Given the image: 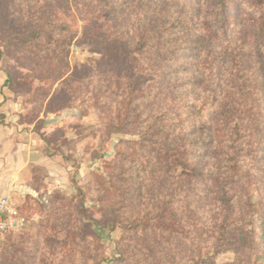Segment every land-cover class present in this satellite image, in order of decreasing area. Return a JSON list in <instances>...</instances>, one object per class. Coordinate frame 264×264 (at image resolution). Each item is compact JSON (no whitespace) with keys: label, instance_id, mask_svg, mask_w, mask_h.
<instances>
[{"label":"trees","instance_id":"trees-1","mask_svg":"<svg viewBox=\"0 0 264 264\" xmlns=\"http://www.w3.org/2000/svg\"><path fill=\"white\" fill-rule=\"evenodd\" d=\"M75 20L85 21L81 32ZM76 36L104 49L75 78L84 84L91 68L98 76L87 99L105 111L107 137L138 138L116 144L77 200L26 196L42 217L36 231H9L0 264L43 263L46 248L52 264L56 255L102 264L94 221L122 230L121 264H218L229 251L222 264H264V0H0V41L28 56L50 90L59 83L53 96L68 103ZM4 86L14 90L8 70ZM201 153L216 165L196 161ZM40 181L37 192L47 188ZM254 184L258 201L245 197ZM92 189L102 220L86 206ZM56 207L70 214L45 221ZM44 222L53 232L46 239Z\"/></svg>","mask_w":264,"mask_h":264},{"label":"rangeland","instance_id":"rangeland-1","mask_svg":"<svg viewBox=\"0 0 264 264\" xmlns=\"http://www.w3.org/2000/svg\"><path fill=\"white\" fill-rule=\"evenodd\" d=\"M72 22H75V29L79 27L78 32H81L85 21L75 20ZM77 38V36L74 37L72 41V47L68 56L70 71L66 75L74 76L71 87L73 103L65 102L63 93L54 97L53 93L59 83H56L50 90L51 86L48 85V82L41 81L35 76L36 70L32 69L28 56L15 48H9L0 41L1 99L20 101L23 113L18 114L17 121L21 125L32 126L42 139L43 135L48 139L47 141L43 139V141L47 147V153L51 157V165H54L59 172L61 182L57 185H54V182L57 183L55 181L57 176H50L44 170H37L34 173L32 181L39 178L41 180L40 183H46L45 177L49 175L50 178V190L48 189V185L46 189L41 186L42 190H39L35 196L42 200H48L53 197L58 198L56 199L57 202L62 197L77 200L78 187L87 192L89 191V183L93 174L103 173L104 162L111 160L115 156L116 144L122 138H138L137 135L125 133H113L110 137H107L102 121L103 118L105 119V111H101L92 102H88L87 99L88 96L94 93L97 87L98 76H95V72H91V68L86 73L84 84L81 85L82 79L75 78L79 74L77 69H81L84 64H94V60L99 57V52L104 49L98 45L82 44ZM7 70L12 73L14 90L4 86ZM49 90L50 93L47 94ZM197 156L195 159L199 163H205L208 158L207 165L205 164L207 168L217 163V158L210 154L203 156V153H201V155ZM95 193L94 189L90 190L86 198V206L90 209L95 219L102 220L104 219L103 214L98 211L99 205L96 203ZM259 193H262L260 186L258 187V184H254L246 190L245 197L248 196L253 201H258L260 199ZM29 203H31L32 209L27 208V210L24 206H27ZM18 208L27 214V218L22 220L16 229L22 230L23 235L24 233L36 231L35 224L39 223V219L42 217L38 209L40 208L39 204L24 198ZM205 210L207 213V209ZM45 211H49L45 218V221L49 223H56L61 215L70 214L68 209L61 210L59 207H56L53 211L52 209ZM47 223L44 222L43 227L47 229L45 230L47 236L44 239L53 235L52 228ZM94 227L101 235L104 244L101 253L104 255L105 260L102 264H121L115 249V241L122 236V230L120 228L111 229L110 227L99 226L95 221ZM29 228L30 230L27 232L26 230ZM89 240L91 241V237H89ZM45 241L47 242V240ZM55 242L58 247L66 246L65 241L61 242L56 239ZM67 242L66 244L71 246L72 240L70 238H67ZM47 250L48 248L41 254V258L44 261L43 263L40 262V264H52L46 256ZM233 258L234 253L229 251L220 254L217 263L222 264ZM88 262L92 263L93 260L89 259ZM54 263L73 264L70 260H60V257L57 255L56 262Z\"/></svg>","mask_w":264,"mask_h":264},{"label":"crops","instance_id":"crops-1","mask_svg":"<svg viewBox=\"0 0 264 264\" xmlns=\"http://www.w3.org/2000/svg\"><path fill=\"white\" fill-rule=\"evenodd\" d=\"M20 113H23L20 101L1 99L0 94V198L10 200L14 211L12 228L18 227L23 220L18 216L19 204L26 196L37 195L32 184L37 170L57 176L54 185L61 182L40 134L32 126H24L17 121ZM49 175L45 177L48 189L51 186Z\"/></svg>","mask_w":264,"mask_h":264},{"label":"built area","instance_id":"built-area-1","mask_svg":"<svg viewBox=\"0 0 264 264\" xmlns=\"http://www.w3.org/2000/svg\"><path fill=\"white\" fill-rule=\"evenodd\" d=\"M13 208L7 197L0 198V243L12 229Z\"/></svg>","mask_w":264,"mask_h":264}]
</instances>
